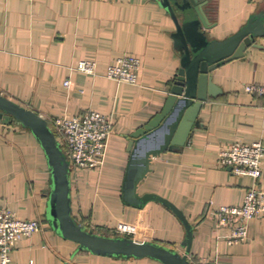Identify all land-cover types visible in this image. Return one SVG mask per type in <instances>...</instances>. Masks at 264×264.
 <instances>
[{
    "label": "crops",
    "instance_id": "1",
    "mask_svg": "<svg viewBox=\"0 0 264 264\" xmlns=\"http://www.w3.org/2000/svg\"><path fill=\"white\" fill-rule=\"evenodd\" d=\"M170 1L0 0V92L47 118L89 108L113 115L104 165L71 171L74 216L96 232L132 234L184 251L186 229L171 209L155 200L138 207L122 197L130 133L161 111L182 64ZM204 8L213 23L208 34L224 39L264 11V0H208ZM255 42L245 56L212 71L220 90L204 102L189 144L155 156L139 186L185 211L194 225L190 255L196 264L202 257L215 264H264V214L250 221V237L235 243L213 215L223 204L242 203L253 183L252 176L218 164L220 147L238 138L264 140L263 101L244 89L248 82L264 83V33ZM126 52L142 60L138 83L106 76L109 63ZM82 60H95L97 74L78 69ZM259 183L264 186V164ZM50 189L48 161L32 131L0 119V206L41 223L13 250L14 264H164L79 249L47 218Z\"/></svg>",
    "mask_w": 264,
    "mask_h": 264
},
{
    "label": "water",
    "instance_id": "2",
    "mask_svg": "<svg viewBox=\"0 0 264 264\" xmlns=\"http://www.w3.org/2000/svg\"><path fill=\"white\" fill-rule=\"evenodd\" d=\"M207 1L171 0L172 3L166 4L176 23L174 37L182 64L161 111L130 133L128 150L131 157L122 187V197L127 204L142 207L155 200L180 218L186 229L181 242L185 248L183 252L158 240L96 232L78 221L73 214L70 160L48 118L0 92V119L6 123L17 121L29 128L47 158L51 171L47 218L59 234L78 242L79 249L118 257H151L164 264H194L189 257L194 225L185 211L160 193H141L139 186L151 171L155 156L189 144L194 129L201 125L199 113L204 102L220 90L213 80L212 71L226 61L245 56L247 48L257 45L256 38L264 33V11H260L233 35L224 39L211 38L208 29L213 27V23L204 8Z\"/></svg>",
    "mask_w": 264,
    "mask_h": 264
},
{
    "label": "built area",
    "instance_id": "3",
    "mask_svg": "<svg viewBox=\"0 0 264 264\" xmlns=\"http://www.w3.org/2000/svg\"><path fill=\"white\" fill-rule=\"evenodd\" d=\"M141 58L131 52L121 54L109 63L106 76L119 82L138 83ZM77 68L97 74L95 60H82ZM72 80L65 81L71 86ZM246 92L263 101L264 83L244 84ZM61 146L66 150L72 169H98L106 159L109 138L114 130L115 118L101 110L89 108L78 114H62L48 118ZM218 164L228 167L238 175H250L253 183L248 186L244 200L240 204H223L215 209L214 217L226 228V238L230 243L243 242L250 237V221L264 214V186L259 183L263 173L264 140L251 142L240 138L220 147ZM37 218H24L10 206H0V264H14L12 252L20 240L31 236L40 228ZM190 259L192 256L189 254ZM30 260L29 264H34ZM200 264H215L210 257L200 258Z\"/></svg>",
    "mask_w": 264,
    "mask_h": 264
},
{
    "label": "trees",
    "instance_id": "4",
    "mask_svg": "<svg viewBox=\"0 0 264 264\" xmlns=\"http://www.w3.org/2000/svg\"><path fill=\"white\" fill-rule=\"evenodd\" d=\"M63 148V147H62ZM64 149V148H63ZM64 152L66 153V155H67V157H68V154H67V152H66V150L64 149ZM69 158V157H68ZM170 209V208H169ZM77 219V218H76ZM78 220V219H77ZM79 221V220H78ZM87 225V224H86ZM88 226V225H87ZM100 233H105V234H108V235H118V236H120V235H125V236H129V237H135L134 235H132V234H120V233H114V232H112V231H105V232H100ZM136 238V237H135ZM168 245H171V244H168ZM171 246H173V245H171ZM85 250H87V249H85ZM125 257H127V256H125ZM192 260V262L194 263V264H196L195 263V261L193 260V259H191Z\"/></svg>",
    "mask_w": 264,
    "mask_h": 264
},
{
    "label": "rangeland",
    "instance_id": "5",
    "mask_svg": "<svg viewBox=\"0 0 264 264\" xmlns=\"http://www.w3.org/2000/svg\"><path fill=\"white\" fill-rule=\"evenodd\" d=\"M183 252V251H182Z\"/></svg>",
    "mask_w": 264,
    "mask_h": 264
}]
</instances>
